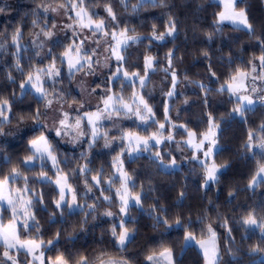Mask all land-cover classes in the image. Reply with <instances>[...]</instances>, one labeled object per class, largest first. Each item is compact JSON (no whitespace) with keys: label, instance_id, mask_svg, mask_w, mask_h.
Masks as SVG:
<instances>
[{"label":"clouds","instance_id":"9594fccd","mask_svg":"<svg viewBox=\"0 0 264 264\" xmlns=\"http://www.w3.org/2000/svg\"><path fill=\"white\" fill-rule=\"evenodd\" d=\"M0 264H264V0H0Z\"/></svg>","mask_w":264,"mask_h":264}]
</instances>
